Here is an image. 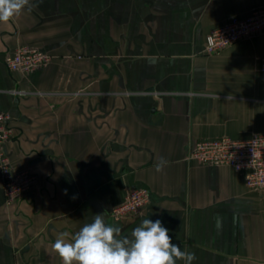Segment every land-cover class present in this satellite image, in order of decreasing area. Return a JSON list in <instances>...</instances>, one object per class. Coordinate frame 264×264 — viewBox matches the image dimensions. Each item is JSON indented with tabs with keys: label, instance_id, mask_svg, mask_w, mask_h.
<instances>
[{
	"label": "crops",
	"instance_id": "0c3cea01",
	"mask_svg": "<svg viewBox=\"0 0 264 264\" xmlns=\"http://www.w3.org/2000/svg\"><path fill=\"white\" fill-rule=\"evenodd\" d=\"M257 9L264 0H29L0 22V112L16 134L4 151L36 176L8 204L0 171V264H62L57 235L98 213L124 235L162 220L193 264H264V192L189 157L199 141L264 134V32L205 51L210 32ZM23 45L52 61L9 70ZM131 189L148 202L116 220Z\"/></svg>",
	"mask_w": 264,
	"mask_h": 264
},
{
	"label": "built area",
	"instance_id": "2783aa9c",
	"mask_svg": "<svg viewBox=\"0 0 264 264\" xmlns=\"http://www.w3.org/2000/svg\"><path fill=\"white\" fill-rule=\"evenodd\" d=\"M264 32V9H257L246 19L234 18L206 37L205 51L217 54L225 48ZM53 57L42 50L23 45L6 56V66L11 71L29 73L50 64ZM264 71V61L261 63ZM16 138L9 114L0 112V171L8 204L16 202L29 191L36 182L35 174L28 169L15 170L10 155L4 146ZM190 159L201 164L228 165L245 176L249 189L264 192V134H257L247 140L229 137L216 140H203L195 144ZM146 189H131L125 200L115 206L111 214L116 220L142 212L148 202Z\"/></svg>",
	"mask_w": 264,
	"mask_h": 264
},
{
	"label": "clouds",
	"instance_id": "9594fccd",
	"mask_svg": "<svg viewBox=\"0 0 264 264\" xmlns=\"http://www.w3.org/2000/svg\"><path fill=\"white\" fill-rule=\"evenodd\" d=\"M26 6L29 0H0V22H8ZM166 164L161 158L157 171ZM220 223L217 219L216 226ZM51 248L62 264H193L196 260L194 252L173 242L162 220L146 217L124 235L103 213L93 215L75 233L60 232Z\"/></svg>",
	"mask_w": 264,
	"mask_h": 264
}]
</instances>
